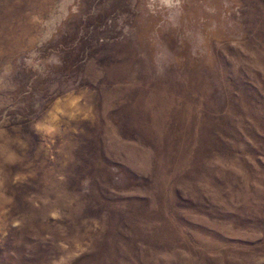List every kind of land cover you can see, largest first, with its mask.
<instances>
[{"label": "rangeland", "instance_id": "374dc122", "mask_svg": "<svg viewBox=\"0 0 264 264\" xmlns=\"http://www.w3.org/2000/svg\"><path fill=\"white\" fill-rule=\"evenodd\" d=\"M0 264H264V0H0Z\"/></svg>", "mask_w": 264, "mask_h": 264}]
</instances>
